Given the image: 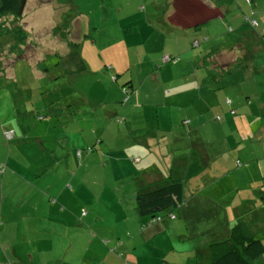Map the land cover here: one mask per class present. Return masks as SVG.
Returning <instances> with one entry per match:
<instances>
[{"label":"crops","instance_id":"crops-1","mask_svg":"<svg viewBox=\"0 0 264 264\" xmlns=\"http://www.w3.org/2000/svg\"><path fill=\"white\" fill-rule=\"evenodd\" d=\"M162 1L166 2L167 8L159 18L158 23L162 28L157 29L156 32L161 44L159 45L160 50L155 51L161 52L164 58L169 55L170 60L166 63H175L166 67L169 74H161V68L149 73L146 78L151 77L159 81L168 74L170 78L165 83L168 85L172 82L174 90L163 93L161 96L145 94L143 98L145 101L155 100L157 102L142 104L140 113L144 116L152 111L158 117L160 107L170 114H180V126L167 125L166 128L161 129L156 125V132L152 135L147 133L135 136L132 130L123 128L119 123L108 124L102 128L96 146L99 145L105 154L103 169L108 170L109 177L114 180L108 189V195H116L110 201L112 212H117V222L124 224L129 222L134 226L133 233L129 234L130 240L143 238L146 232L140 229L147 220L140 218L137 213L132 214L135 211L137 191H144L169 180L183 185V203L175 218L169 220L178 221V225L181 223L184 225L188 234L183 236L188 239L187 245L191 244L184 251H177L178 255L189 260L195 259L192 264H200L207 258L206 249L209 244L222 240L221 237L226 238L236 223L244 224L252 236L261 240L264 245V85L260 84V86L253 79V66L264 67V65L253 62L256 53L264 52V2L244 0L243 5L252 9L251 14L247 16L244 9H240V0ZM253 14L257 17V19L254 17L257 22L255 28L249 27L246 21ZM173 15L176 19L178 18L179 22L174 24L171 21ZM227 17L233 19L241 17L240 25H238L240 28L233 29L227 25L228 32H234V36L232 38H227V34L221 36L225 32L214 35L215 44L207 48L208 50L211 48L207 52L212 49L217 51L212 58L221 67L241 60L244 61L245 67L252 66V73L246 69L244 71L249 72L248 75H234L241 79L238 84L231 73L220 80L216 89L207 87L205 84L208 76L203 63L205 54L202 58L197 55L192 56L193 51H189V45L199 46V42L194 37L190 43L193 30H198L201 25L211 20L225 21ZM243 26H248V29ZM171 29L175 32H182L178 35L169 31ZM170 40H175L174 43L171 42V46L167 44ZM203 41H208V38L205 37ZM231 43L234 44L231 46ZM238 47L240 51L235 54L233 51ZM180 54L187 57L186 62L171 58V56ZM223 56L225 58L229 56V58L224 60ZM155 72L160 73L154 74ZM43 76L41 75L40 78ZM243 80L249 83L243 84ZM126 83L128 84L123 85H128L127 90L133 94V83L131 81ZM221 88H224L225 92H221ZM194 107L197 108L198 114L195 120L187 118L190 114H196L192 109ZM132 113L135 115V111ZM119 114H122V111ZM224 118L225 121H223ZM42 126L45 125L38 123L32 125L31 131H34L36 136L28 140L27 144H22L25 140L22 137L29 136V128L13 126L12 130L16 139L10 142L11 145L7 144L5 147L2 145L0 133V164H5L4 171L0 173V264H4L1 262L2 258L12 259L13 264H24V260L34 258L36 238L30 234L29 219L36 217L43 229L49 227L54 230L56 227L63 226L68 228L67 232L72 228L76 230L78 227L82 230L80 237L77 235L79 239L75 236L72 245L66 248L62 256L63 252L60 253V245L55 240L52 229L49 236H38V242L44 244L39 250L38 257H44L54 264H68L66 262L68 255L77 243L85 247V254L90 255L93 251L89 258L96 259L94 264H119L120 262L118 263L114 256L111 259L108 258L113 252L106 249L102 238L97 237L96 233H92L91 229L89 231L84 225H79L81 220L86 223L89 209L87 213L82 207L75 205L79 199L90 203L88 196L93 197L88 188L91 185L87 181V173L93 163L89 157L83 156L82 158L88 162V167L83 164L78 168L77 158L85 151L77 149L79 145L72 146L71 138L62 139L65 138L62 137L56 140L57 143H64V146L68 144L71 146L68 155L69 162H74L76 167L74 173L68 177V182L72 186L71 191L64 188L51 194L57 201H63L56 207L57 202L51 204L52 202L45 199V194L43 195L41 189L36 188L35 193L40 195L44 199L43 204L50 208L49 213H43L45 216L43 220L39 217L42 214H36L35 204L29 203L27 199L30 190L19 184L13 185L14 177H22L25 181L31 180L27 174L29 170H33L34 175L32 176L45 179L46 168L44 166L40 168L26 165L28 161L33 162L29 160V155L37 158L41 164L44 162L42 157L44 147L34 149L35 144L40 146L44 142L40 134H36L42 130ZM111 127L117 129V134L110 133ZM96 137L98 136L92 139ZM107 138L111 142H107ZM84 144L79 147L90 146ZM12 148H14L13 151ZM30 149H33L32 151L37 155L30 153ZM15 150L23 154L21 165L14 160L18 155L14 156ZM78 151H81L80 156H78ZM109 169L114 172L111 173ZM126 206L131 211L127 218L122 216V210L126 209ZM56 212L63 214L65 218H55ZM45 220H49L50 223ZM25 221L27 224H24ZM210 222L213 223V230L217 228V232L207 235L205 230L197 227L200 225L205 227ZM202 235L209 237L202 242L199 238ZM151 241L152 239L132 249H128L125 244H119L118 248L114 247L124 254L125 264H149L153 256L165 262L170 255H174L175 249L171 243L163 254L154 255L155 248L146 246ZM104 255L108 256L102 258ZM203 263L206 264V262ZM70 264H79V262L74 259ZM259 264H264V254L259 259Z\"/></svg>","mask_w":264,"mask_h":264},{"label":"rangeland","instance_id":"rangeland-1","mask_svg":"<svg viewBox=\"0 0 264 264\" xmlns=\"http://www.w3.org/2000/svg\"><path fill=\"white\" fill-rule=\"evenodd\" d=\"M262 1L264 2V0ZM243 4H245L244 0H240V9L243 8L244 13L249 16L252 9ZM166 8V2L162 0H27L22 18L18 20L11 18L14 25L19 24L20 29L24 32V36L22 35L24 51L17 48L16 35L11 30L12 28H9V23L5 26L0 24V133L2 145L4 147L7 144L11 145L10 142L16 139L12 130L13 126L29 128V136L26 140H32L36 136L34 131H31L32 125L34 123L45 125L42 126L41 131L36 132V134H40L44 142L40 146L34 145V149L44 147L42 156L44 162L41 164L37 158L29 155V160L33 162L28 161L26 164L40 168L44 166L46 168L45 179L32 176L34 172L29 170L27 174L31 180L25 181L22 177H14L13 185L19 184L30 190L27 199L29 203L35 204V212L37 215L42 214L39 217L43 220L45 218L43 215L49 213L50 208L44 205V199L35 193L36 188L41 189L48 202H52L51 204L57 202V207L63 201H57L51 194L64 188L71 191L72 186L68 182V177L76 170L74 162H69L68 155L71 146L69 144L64 146V143H57L56 140L68 137L72 139V146H80L84 143L85 146L90 145L85 148L77 147L81 150L91 149L90 152H83L77 158L78 168L83 164L88 167V162L83 159L84 157H89L93 163L87 173V181L91 185L88 188H90L93 197L88 196L90 203L79 199L75 205L82 207L87 213L89 209L86 223L81 220L79 225H84L89 231L91 229L92 233H96L97 237L102 238L106 249L113 252L108 258L111 259L114 256L117 262H120L119 264L125 263L124 254L120 250H116L114 246L118 248L119 244H125L128 249H132L145 244L149 240V236L130 240L129 234L133 233L134 226L129 222L127 224L117 222V212H112L110 203L116 195H108V189L114 180L109 177V171L102 167L105 154L99 145L96 146V143L100 138L102 128L108 124L119 123L123 128L132 130L135 136L147 133L152 135L156 132V125L161 129L166 128L167 125L180 126V114H170L160 107L158 108V117L152 111L144 116H141L140 113L142 104L157 102L155 100L145 101L143 99L145 94L161 96L163 93L174 90L172 82L168 85L165 82L170 78L168 75L170 72L166 67L175 62H164V55L155 51L160 50L161 42L156 31L162 28L158 22L161 12L164 9L166 11ZM254 17L255 14L250 16L251 19ZM236 18L241 19V17ZM240 19L230 17H227L225 21L215 19L201 25L198 30H193L190 43L194 37L199 42V46L189 45V51H193L192 56L197 55L202 58L204 54L208 53L207 51L211 48L209 50L207 48L215 44L214 35L225 32L221 36L227 34V38H232L235 33L228 32L227 25L233 29H239ZM3 21L5 20L3 19ZM243 27L248 29V26ZM174 29L169 31L178 35L182 32H175ZM205 37L209 42L203 41ZM174 41L170 40L167 44L171 46V42L174 43ZM12 42L15 50L9 54L8 48ZM234 43H231V46ZM226 45L229 46L228 43ZM237 51H240V47L233 52L237 54L239 53ZM257 54L254 55V64L264 65V52ZM172 57L178 58L179 62L187 61V57L181 54ZM226 58L228 59L229 56ZM226 58L223 56L224 60ZM238 63V67L232 70L233 75H231L237 84L241 79L234 75L245 76L249 72L252 73V66L245 67L244 61L241 60ZM161 68V74L168 73L163 80L157 76L159 81L151 77L146 78V75ZM246 69H249V72L244 71ZM253 70L254 81L259 85H264V67L253 66ZM159 73L155 72L154 74ZM41 75L44 76L40 78ZM244 80L243 84L249 83ZM127 81H131L134 85L133 94L122 89L124 83L128 84ZM212 85L207 84V87H212ZM220 91L225 92V89L221 88ZM138 103L139 106H137ZM192 109L196 114H190L187 118L195 120L198 115L197 108ZM117 111L119 113L122 111V114ZM133 111H135V115H133ZM110 133L117 134V129L111 127ZM94 136L98 137L93 140ZM107 142H111V140L107 138ZM32 150L30 149V153H34ZM17 154H20L18 164L21 165V160H23L21 155L23 154L21 151L15 150L14 156ZM34 155L37 154L34 153ZM110 172L114 171L110 170ZM76 180L77 178L74 182ZM110 208L111 210H109ZM126 209L122 210V216L127 218L131 211L128 206ZM178 212L177 209L173 214L177 215ZM132 214L135 215V213ZM54 215L55 218H65L58 212ZM166 216L165 213L161 214L163 221L159 223V230L152 236L150 244L146 246L155 248L153 251L156 255L157 253L163 254L171 243L175 249L174 255H170L165 262L163 259L153 256L149 264H185L186 260V264H192L195 259L189 260L177 253V251H184L188 246H191V244L187 245L188 239L183 236L188 234L184 225L182 223L178 225V221H170ZM45 222L50 223L49 220H45ZM24 224H27V221ZM29 226L30 234L36 238L35 256L32 260H24V264H54L48 262V259L44 257H38L39 250L44 244L37 240L38 236H49L52 228L43 229L37 217L29 219ZM197 227L205 230L207 235L217 232V228L213 230L212 222L207 223L205 227H201V225ZM66 230L68 228L63 226L53 230L55 240L60 245V253L63 252L61 256L64 255L66 248L72 245L75 236L79 235L80 237L82 232L81 227L76 230L72 228L69 232ZM150 232L153 233V231ZM79 237L77 236L78 239ZM207 237L209 236L202 235L199 238L203 242ZM84 249L83 245L75 243L66 262L70 264L72 260L76 259L79 264H94L96 259L89 258L93 251L89 255L85 254ZM90 249L92 250V246ZM106 256L108 255H104L102 258ZM171 256H175V258ZM1 262L13 264L10 258H2Z\"/></svg>","mask_w":264,"mask_h":264},{"label":"trees","instance_id":"trees-1","mask_svg":"<svg viewBox=\"0 0 264 264\" xmlns=\"http://www.w3.org/2000/svg\"><path fill=\"white\" fill-rule=\"evenodd\" d=\"M26 1L27 0H0V24H4L5 26L9 23V28H12L11 30L14 32V35H16V46L17 48L23 49V51L25 49L24 40L22 39L24 32L20 29L21 26L19 24L14 25L12 19L18 20L22 18ZM164 10L161 12V15L165 12ZM3 19L5 21H3ZM177 19L176 16L173 15L171 21L175 24V22H179ZM246 21L249 27H257L256 20H254V25L251 24L249 19ZM1 33L3 34L2 31ZM14 48L15 46L12 42L11 46L8 48L9 54H12L15 50ZM216 52L217 51L212 49L205 54V58L203 59L204 67L208 75L205 79V84H213V88H216L220 80L230 75L233 72L232 70L238 67L239 64L237 62L224 67L219 66L212 58ZM127 87L128 85L122 86V89L128 93L129 91L127 89L129 88ZM22 116L24 117V115ZM39 119L41 120V117ZM22 138H25L22 144H27L28 140L26 139L28 137L23 136ZM96 144H98V141ZM84 151L88 153L91 149L86 148ZM19 156L20 154L14 158L15 162H18ZM4 169L5 164H0V173H2ZM182 203L183 185L174 180H169L164 184L147 188L144 191H137L135 195L134 213H137L140 218L147 220L140 229L141 231H146L143 238L149 236L148 241H150L152 236L159 230V223L163 221L161 214L165 213L168 219H174L175 215L173 212L177 209L179 210ZM170 216H173V218H170ZM150 231H153V233ZM206 252L207 258L203 261L201 260L202 262L199 261V263L201 262L200 264H204L203 262H206V264H259V259H261L264 254V245L261 240L252 236L244 224L236 223L230 229L229 235L226 238L209 244Z\"/></svg>","mask_w":264,"mask_h":264},{"label":"built area","instance_id":"built-area-1","mask_svg":"<svg viewBox=\"0 0 264 264\" xmlns=\"http://www.w3.org/2000/svg\"><path fill=\"white\" fill-rule=\"evenodd\" d=\"M247 1H249V0H247ZM247 19H249L250 20V22H251V24H255V21L253 20V19H251V18H247ZM168 60H170L168 57H165L164 58V60L163 61H168ZM7 137H9L8 135H7ZM80 153H81V151H78V156H80ZM237 164L239 165V163L237 162ZM170 218H173V216H170Z\"/></svg>","mask_w":264,"mask_h":264},{"label":"bare ground","instance_id":"bare-ground-1","mask_svg":"<svg viewBox=\"0 0 264 264\" xmlns=\"http://www.w3.org/2000/svg\"><path fill=\"white\" fill-rule=\"evenodd\" d=\"M156 222V221H155ZM149 227V226H148Z\"/></svg>","mask_w":264,"mask_h":264}]
</instances>
